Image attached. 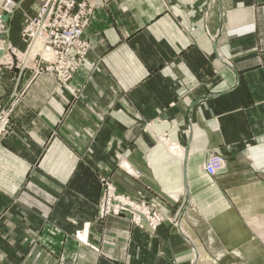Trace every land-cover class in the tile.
<instances>
[{"label":"crops","instance_id":"0c3cea01","mask_svg":"<svg viewBox=\"0 0 264 264\" xmlns=\"http://www.w3.org/2000/svg\"><path fill=\"white\" fill-rule=\"evenodd\" d=\"M101 1L80 97L39 77L0 146V264H264V0ZM99 167L176 225L96 222Z\"/></svg>","mask_w":264,"mask_h":264},{"label":"rangeland","instance_id":"374dc122","mask_svg":"<svg viewBox=\"0 0 264 264\" xmlns=\"http://www.w3.org/2000/svg\"><path fill=\"white\" fill-rule=\"evenodd\" d=\"M67 1H73V5L67 10L59 5L53 7L46 26L40 27V34L45 39L40 40L41 45L29 50L30 54L26 50L31 44L29 40L25 41L24 35H27L24 32L29 26L35 28L36 20L47 0H24L12 16L9 23L10 41L18 50V68L14 67L11 71L4 72L2 76L4 78L6 74L12 73L11 81H15L16 85L12 91H9L5 101L2 99L6 91L3 80L0 86V104L7 105L8 110V124L6 131L0 135V146L11 132L14 111L24 102L25 96L39 77L53 78L60 84L58 85L60 88L68 91L71 99L68 101L67 111L83 91L82 87H72L70 82L83 68L87 61V54L92 50V44L85 37V32L95 12L106 7V3L101 0ZM79 2H84V6L78 12ZM45 49L52 50V52L46 53ZM14 63L16 64L17 61L15 60ZM151 124L152 121L146 123L148 127ZM156 139L157 141H169L173 146L177 145L172 143L165 133L157 134ZM117 163V167L126 174L134 178L141 177L139 170L127 164L124 159L121 160V154L117 156ZM97 181L99 192L95 204L96 222L104 223L108 218H126L132 228L150 234H154L166 220L171 221V224L175 226V220L166 216L156 206L149 204L141 195L135 197L120 192L112 182L111 171L108 168L99 167L97 169ZM167 197L173 201L176 200L175 196ZM89 228L90 223L87 222L85 226L74 232V237L98 252L99 249L88 241Z\"/></svg>","mask_w":264,"mask_h":264},{"label":"built area","instance_id":"2783aa9c","mask_svg":"<svg viewBox=\"0 0 264 264\" xmlns=\"http://www.w3.org/2000/svg\"><path fill=\"white\" fill-rule=\"evenodd\" d=\"M14 1V0H13ZM55 5H59L64 10L69 9L73 5V1L67 0H47L44 4L41 13L39 14V18L36 20L35 28L29 26L25 30V41L29 40L28 54L31 53L33 47H37L41 45L40 40L45 39L40 34V27L46 26L47 21L49 20L50 13L53 11V7ZM84 6V2L78 3V12ZM15 12L13 9V3L11 0H0V86L2 85V76L4 72L11 71L14 67L18 68V50L13 46L9 35L10 29V21ZM4 13H8L10 15L9 22H6L2 19V15ZM28 44V45H29ZM46 53H51L52 50L45 49ZM61 53V52H57ZM62 54V53H61ZM17 61V65L14 61ZM20 69L21 66L19 65ZM70 66L68 67V69ZM8 124V110L7 105L0 104V135H2L6 131V127ZM173 146V145H172ZM177 147V145L173 146ZM225 167L224 158L217 154L216 152H211L207 157L206 161L203 163V170L210 176L216 175L219 171L223 170ZM176 225V222H175ZM143 226V223H142Z\"/></svg>","mask_w":264,"mask_h":264},{"label":"bare ground","instance_id":"6f19581e","mask_svg":"<svg viewBox=\"0 0 264 264\" xmlns=\"http://www.w3.org/2000/svg\"><path fill=\"white\" fill-rule=\"evenodd\" d=\"M12 1V3H13V9H17L18 8V2L16 3L15 1H13V0H11ZM9 35H10V33H9ZM9 35H8V38H9ZM161 141H163V140H161ZM165 141V140H164ZM170 149H171V152H178L179 151V146H177V147H173L172 145H170Z\"/></svg>","mask_w":264,"mask_h":264},{"label":"water","instance_id":"95a60500","mask_svg":"<svg viewBox=\"0 0 264 264\" xmlns=\"http://www.w3.org/2000/svg\"><path fill=\"white\" fill-rule=\"evenodd\" d=\"M9 18H10V15H9L8 13H4V14L2 15V19H3L4 21H6V22H9Z\"/></svg>","mask_w":264,"mask_h":264}]
</instances>
